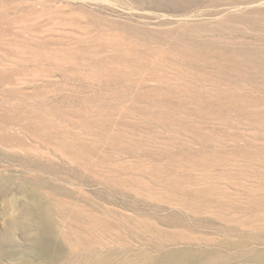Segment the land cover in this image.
I'll return each mask as SVG.
<instances>
[{
  "label": "rangeland",
  "instance_id": "1",
  "mask_svg": "<svg viewBox=\"0 0 264 264\" xmlns=\"http://www.w3.org/2000/svg\"><path fill=\"white\" fill-rule=\"evenodd\" d=\"M37 204L74 262L264 264V0H0V264L73 252Z\"/></svg>",
  "mask_w": 264,
  "mask_h": 264
},
{
  "label": "bare ground",
  "instance_id": "2",
  "mask_svg": "<svg viewBox=\"0 0 264 264\" xmlns=\"http://www.w3.org/2000/svg\"><path fill=\"white\" fill-rule=\"evenodd\" d=\"M37 208L38 217L23 218L24 221L21 224L24 229L27 228L29 230L31 228H34V230L36 231L35 235L32 236L34 245L42 243L50 245L51 239L58 236L63 241L66 248L73 251L66 254L60 253V256L64 259L63 264H102L101 258L94 252H92L90 255H88L86 258H83L79 262L71 261L73 257L72 255H74L76 251L81 250L82 248L86 247V245L90 246L94 244V240L92 239V237L90 239L84 238L81 233H79L75 237H71L69 231L66 232V230H61L54 225L53 218H49L48 216V210L44 209V207H41L39 204H37ZM6 221L7 220H5V222ZM6 223L7 227L5 232L3 233L2 241L3 243H11V230L14 226L19 225L20 222L17 218H8V221Z\"/></svg>",
  "mask_w": 264,
  "mask_h": 264
}]
</instances>
